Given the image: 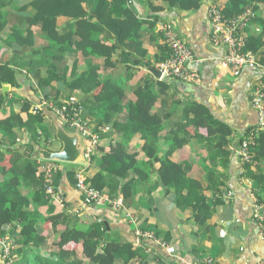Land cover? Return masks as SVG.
Segmentation results:
<instances>
[{
	"label": "crops",
	"instance_id": "1",
	"mask_svg": "<svg viewBox=\"0 0 264 264\" xmlns=\"http://www.w3.org/2000/svg\"><path fill=\"white\" fill-rule=\"evenodd\" d=\"M17 1H20V4L27 2V0ZM126 1L132 7L135 17L144 22L141 27L140 42L148 50V55L141 57L138 52L132 51L128 41L117 45L116 36L106 32L105 37L109 41L103 44L114 48L110 63H107L102 56L93 55L85 58L82 53H75L71 49L65 54L68 57L58 64V71H66L63 75L65 79H70L74 71L76 76L87 68L95 67L101 84L112 82L123 88V107L128 103H136L138 98L153 97L139 107L148 109L151 114L162 119L164 133L181 123L193 133L189 121L193 120L194 115L191 111L189 113V109L194 104L202 106L208 111L210 120L225 126L231 132L229 146L224 147L223 151L217 149L216 138L205 141L203 137L206 130L200 128L198 131L202 136L190 137L189 143L169 158L172 163L181 166L185 178L176 186L160 184L158 172L161 165L158 163L154 164L153 170L156 172L151 175L148 184L130 172L125 179L119 181L120 185L128 181L132 182L129 190L130 199L124 203L121 212H115L109 205L110 201L123 197L120 188L112 197L109 190L104 189L105 202L96 205H86L83 202L81 194L76 189L74 177L68 172H81L85 179H91L99 172V168L93 163L50 165L51 183L54 192L64 200L65 206L62 207L53 200H49L47 204L46 199L36 194L38 188L34 184L36 177L45 178L41 166L46 165L34 156V146L36 144L44 146L50 151H59L61 148V144L56 142L52 120L49 117L52 113L47 112L54 133V137L49 139L47 145L43 140L37 143L31 141L29 128L43 137L40 128L35 127L36 125L28 123L24 127L15 128L12 139H9L0 127V156L4 155V160L0 163V184L4 182L2 194H5V198L27 202L28 205L23 209L35 217L39 214L47 217L52 210H49V207H52L51 215L64 213L69 217L65 219V223L85 234L93 231V224L102 222L106 241L127 243L147 264H193L204 258H211L217 264H259L264 258V240L261 227L252 218V207L254 204L264 203V188L245 174V167L231 147L240 138V134H245L257 123V113L251 106V94L259 84H264V70L246 66L239 76H233L223 64L224 47L214 46L211 43L209 9L216 6L221 9L223 15L231 16V9H228L231 15L225 12L228 0H200L201 5L196 10L182 12L169 9L156 20L149 17L151 11L147 0ZM20 4L11 3L0 8V29H2L0 30V65L9 64L15 73L14 85H2L7 87L4 95L1 91L2 86L0 88V93L4 97L0 121L4 122L10 114L18 112L24 121L28 113L35 114L34 106L41 104L42 101L53 102L52 97L58 92L56 102L62 104L70 97L79 102L82 117L87 122L88 128L98 135L99 140L93 157L110 152L111 148L124 137H121V134L111 126L100 125L108 105H99L90 95L79 90L68 92L61 79L63 75L59 80L50 83L48 96L45 98L41 81L47 77L48 71L53 69L50 62L51 53L45 49L33 58L32 47L9 42L12 29L20 31L19 26L15 28L14 25L18 20L15 13L18 15L21 13ZM96 4L95 0H89V12L96 8ZM255 6L256 10L253 12L256 13V19L245 29L246 39H256L264 26V2H256ZM29 12L31 11H26ZM122 18L126 19L125 16ZM163 26L172 30L189 47L192 61L187 65L189 69L199 74L198 84H186L174 79L160 80L151 72L150 69H156L159 64L154 59V55L158 53L157 47H167L164 34L160 30ZM56 28L59 35L71 31L74 29L73 20L59 17L56 19ZM31 30L34 34H38L39 27H32ZM22 31L24 32V28ZM262 41L264 42V37ZM37 43L41 44V41L38 40ZM46 46L47 42L42 48ZM260 50L264 54V45ZM259 53H253L258 61ZM22 107L27 109L21 111ZM125 117L126 113L123 112L117 116V121L124 122ZM13 123L17 125L15 120ZM13 140H15L14 145L11 144ZM143 145L139 135L124 139L126 152L135 154L139 162L147 161L146 154L142 150ZM165 149L166 146L161 142V152ZM256 152L257 146L253 149V156ZM18 155L24 157L20 158L22 162L35 163L36 172L22 164L12 167L11 158L13 156L17 158ZM251 168L253 173L264 175V160H254ZM55 170L59 173L54 180ZM104 176L110 178L107 174ZM11 178L17 179L18 186L8 183ZM189 181H194L197 186ZM226 193L230 194V198L221 200V196ZM185 195L188 199L183 197ZM201 199L203 206L199 209ZM7 207L9 208V205ZM11 224L15 228L8 237L13 243V253L18 260L16 252L19 246L14 235L19 229L15 222ZM37 227L46 239L45 250H50L51 244L59 240L58 236L53 233L49 222L44 225L38 224ZM64 227L59 225L57 231H62ZM161 243L171 247L173 252L161 247ZM66 249L73 250L83 257L82 243L69 244ZM56 250L57 248H52V251ZM97 253L103 252L98 249ZM109 255L113 264H125V255H111V253ZM0 264H3L1 257ZM130 264L138 263L137 260H132Z\"/></svg>",
	"mask_w": 264,
	"mask_h": 264
},
{
	"label": "trees",
	"instance_id": "2",
	"mask_svg": "<svg viewBox=\"0 0 264 264\" xmlns=\"http://www.w3.org/2000/svg\"><path fill=\"white\" fill-rule=\"evenodd\" d=\"M96 8L92 11L88 9L89 0H27V2L20 4V1L0 0V8L9 6L11 3H19L20 15L16 14L17 21H15V28L19 26V30L12 29L9 42H14L20 46H29L34 49L32 52L33 58H36L42 50H47L51 53V65L53 69L48 71L47 77L42 79L41 84L44 90V96H48V88L50 83L54 80H59V77L66 74V71H58V64L66 57L65 54L71 51L75 53H82V56L87 58L89 56L103 57L107 63L114 52L113 47L104 45L103 43L109 40L105 37L106 32L116 36V43L122 44L125 41L130 42L132 51H136L141 57L148 55V50L144 48L140 42L141 27L144 25L143 21H139L135 17L129 2L126 0H95ZM263 3L264 0H228L225 7V12L231 16L230 18L242 13L245 9L249 8L252 11L256 10L255 3ZM151 14L150 18L159 19V16L165 10L175 9L182 12L196 10L200 7V0H147ZM231 9L232 12H228ZM30 10L31 12L26 13ZM125 16L126 19L122 17ZM59 17H67L73 20V30L58 34L56 28V19ZM32 27H39L38 34H34L31 30ZM24 28V32L22 31ZM2 30V29H0ZM104 34V36L102 35ZM264 26L261 34L256 38L247 39L245 50L252 53H259L260 63L264 65V54L261 53L260 48L263 47L264 42ZM38 40L41 44H38ZM47 46L42 48L44 43ZM37 44L39 46H37ZM116 48V45H115ZM158 53L154 55L156 63L164 62L169 56V49L166 46H158ZM74 70H72L73 72ZM76 71L72 73L70 79L61 77L62 82L65 84L67 91L72 92L79 90L84 94L90 95L95 102L99 105L107 106L106 111L103 113L100 125L111 126L115 131L124 137L118 144L111 148L110 152H104L99 157H92L91 164L93 163L99 168V172L91 179H85V182L90 187L97 189L101 192L108 189L112 197L118 192L123 195L124 203L130 199V187L132 182L128 181L120 185V180L125 179L130 172L137 175L143 182L149 183L152 174L156 171L153 170L154 164L158 163L161 168L158 172V180L164 186L178 185L184 178V172L180 165L174 164L170 161V157L181 150L189 143L190 137L202 136L199 133L200 128L206 130L204 140L216 138L217 149H222L229 146V139L231 132L223 125L215 124L210 120V115L204 107L199 105H192L189 109L193 113L194 118L190 120V126L193 133L186 129V125L181 123L177 124L174 129L165 132L162 124V119L149 112L148 109L139 107L143 102H149L150 98H138L136 103H128L122 106L124 100V91L120 86L114 83L101 84L98 78L97 69L90 67L75 76ZM15 73L12 71L9 64L5 63L0 65V88L4 84L14 85ZM58 92H55V97H52L53 103L58 99ZM4 104V97L0 93V112ZM22 107L21 111L26 110ZM126 113L124 122H118L117 116ZM15 120L16 124L13 123ZM50 118L47 111L41 110L36 114L28 113L26 120L20 116V113H12L6 121H0V127L3 128L5 134L9 139L14 137L13 130L26 126V124L36 125L41 130L43 137L39 136L34 129L29 128L28 132L31 133V141L37 143L39 140L45 141L47 145L49 139L54 133L51 128ZM190 128V127H189ZM123 129V130H122ZM139 135L143 141L142 150L145 152L147 161L139 162L136 160L135 154H129L124 148V139ZM161 142L166 146V149L161 152ZM15 144V140L11 142ZM230 152V151H229ZM229 154V153H228ZM24 158L18 155L16 158H11L12 167H18L22 164L24 167L37 170L35 163L31 161H20ZM4 160V155L0 156V163ZM26 160H28L26 158ZM253 160H264V132L260 133L257 138V152L253 156ZM253 165L246 164L244 167L245 174L252 180L256 181L264 188V175L255 174L252 171ZM59 171L55 170V178ZM71 177H74L76 184V171L68 172ZM104 174L110 176L106 178ZM34 184L38 188L36 194L46 199L48 204L50 198L47 197L44 190V178L38 176L34 179ZM193 182L195 186L196 183ZM13 186H18L17 179L11 178L9 182ZM4 182L0 184V226L11 224L15 222L19 231L15 233L14 238L17 239L16 243L19 246L17 250L18 260L16 264H113L110 260V255L117 254L125 255V264H130L132 260H137L138 264H147L143 257L136 255L127 243H119L116 241H106L104 239L105 229L102 222L93 224V231L85 234L76 228L65 223V219L69 217L64 213L50 215L43 217L40 215L35 217L32 213H28L23 208L28 205L27 202H19L13 198H5L3 195ZM188 195V193H187ZM187 195L183 196L188 199ZM53 202V201H52ZM55 203V202H54ZM57 204V203H56ZM9 205V208L7 207ZM52 205V204H51ZM203 206L202 199L200 200L199 209ZM49 222L52 226L53 233H55L59 240L51 244V249L46 251V239L42 236V232L38 230L37 225H44ZM59 225L65 226L62 231H57ZM103 241L102 244L100 242ZM72 243H82L83 257H80L77 252L67 250L66 246ZM52 248H57L52 251ZM98 249L103 253H97ZM34 261V262H33Z\"/></svg>",
	"mask_w": 264,
	"mask_h": 264
},
{
	"label": "built area",
	"instance_id": "3",
	"mask_svg": "<svg viewBox=\"0 0 264 264\" xmlns=\"http://www.w3.org/2000/svg\"><path fill=\"white\" fill-rule=\"evenodd\" d=\"M208 16L211 43L214 46L224 47L225 55L223 58V64L230 70L233 76H239L242 69L246 66L264 70V65L258 61L256 55L245 50L247 42L245 29L250 22L256 19L255 12L247 8L241 14L233 16L232 18H226L221 9L212 6V8L209 9ZM160 30L164 34V41L169 49L168 58L156 66V70L161 74L160 80L174 79L186 84H198L199 74L196 71L189 69L187 65L188 62L192 61V53L189 47L168 27L163 26ZM251 106L257 113V123L244 134L239 143L238 150L236 151L243 166L246 164H254L253 149L257 146L258 135L264 132L263 83L259 84L252 92ZM41 110L56 115L68 130L77 131L80 134L85 141L84 158L86 164H91L90 162L99 137L88 128L87 122L82 117V108L79 102L73 97H70L66 102L59 105L49 101H42L41 104L33 107V113L36 114ZM43 162L46 164L45 161ZM41 170L45 175L44 188L46 195L50 200H53L55 203L64 207V200L54 192L51 183L52 170L50 165H42ZM75 178L76 189L79 194H81L82 200L86 205H96L100 202H105L103 192L87 185L85 177L81 175V172L76 173ZM229 198V193L221 196V200L223 201ZM109 205L115 212H121V209L124 206L123 197H118L115 200L110 201ZM252 218L261 227L264 240V203L253 205ZM130 220H132V217H130ZM14 228L15 227L12 224L0 226V257L3 264H16L17 262V257L13 253V243L8 237ZM160 246L166 248L169 252H173V249L165 243H161ZM193 264L217 263L211 258H204ZM259 264H264V258Z\"/></svg>",
	"mask_w": 264,
	"mask_h": 264
},
{
	"label": "water",
	"instance_id": "4",
	"mask_svg": "<svg viewBox=\"0 0 264 264\" xmlns=\"http://www.w3.org/2000/svg\"><path fill=\"white\" fill-rule=\"evenodd\" d=\"M151 72L156 78H160V72L151 68ZM6 86H2V93L5 94ZM52 120V126L55 131V139L61 144L59 151H50L44 146L35 145V151L33 152L36 158H39L46 162L48 165L55 166L56 163H65L73 165H85L86 160L84 158L85 141L77 131L68 130L65 125L54 114H49ZM244 134H240V138L235 141L231 147L233 152L238 150L239 143ZM103 242L101 241L100 244Z\"/></svg>",
	"mask_w": 264,
	"mask_h": 264
},
{
	"label": "rangeland",
	"instance_id": "5",
	"mask_svg": "<svg viewBox=\"0 0 264 264\" xmlns=\"http://www.w3.org/2000/svg\"><path fill=\"white\" fill-rule=\"evenodd\" d=\"M57 142V141H56ZM67 165H73V164H67ZM34 262V261H33ZM32 264H34V263H32Z\"/></svg>",
	"mask_w": 264,
	"mask_h": 264
}]
</instances>
